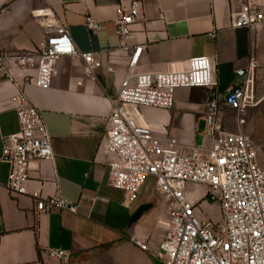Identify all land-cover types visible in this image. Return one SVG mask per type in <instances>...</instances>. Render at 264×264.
<instances>
[{
    "label": "crops",
    "instance_id": "crops-1",
    "mask_svg": "<svg viewBox=\"0 0 264 264\" xmlns=\"http://www.w3.org/2000/svg\"><path fill=\"white\" fill-rule=\"evenodd\" d=\"M134 1L140 3L141 16L123 45L115 19L121 7ZM248 2L264 9V0H0V52L38 49L46 38L41 14L52 11L68 25L77 49L93 52L102 63L94 75H88L82 59L62 57L47 88L16 72L46 122L54 151L53 160L33 164L28 191L60 196L65 207L37 214L31 195H17L7 188L10 167L0 160V264L32 263L46 248L69 251L72 264L156 260L170 217L169 203L160 194L157 199L146 196L142 187L137 199L125 205V192L110 184L111 158L101 143L111 98L130 56L135 57L141 45L145 47L135 73L182 69L188 59L207 56L215 65L214 89L178 88L171 108L139 107V117L159 138L198 145L205 131L199 130L200 124L216 102L221 132H237V112L224 102L227 91L250 79L258 103L264 99V24L252 29L232 26L234 16ZM89 15L98 23L95 29L86 25ZM17 94L15 83L0 78V158L3 137L19 130ZM247 114L244 130L256 144L252 137L259 134L256 117ZM133 236L148 241V250L137 246Z\"/></svg>",
    "mask_w": 264,
    "mask_h": 264
},
{
    "label": "built area",
    "instance_id": "built-area-1",
    "mask_svg": "<svg viewBox=\"0 0 264 264\" xmlns=\"http://www.w3.org/2000/svg\"><path fill=\"white\" fill-rule=\"evenodd\" d=\"M41 16L46 38L38 49L0 52V78L18 87L15 108L19 121V130L2 139L0 160L10 167L7 188L17 195H31L37 214L63 209L65 201L60 196L45 197L39 191H28L33 164L53 160L54 151L46 122L16 72L35 86L47 88L62 57L82 59L88 75H94L102 64L93 52L77 49L68 25L52 11ZM140 16L138 1L118 10L115 28L121 44L131 37V26ZM97 24L93 16H87V27L95 29ZM262 24L264 9L248 2L234 16L232 26L252 29ZM144 47L138 48L135 57L130 56L126 74L111 98L112 109L101 149L111 158L110 184L125 192V205L137 199L151 175L156 178L155 191L168 200L170 217L152 264H264V167L258 147L244 130L248 109L258 103L252 82L246 79L224 97V102L237 112V132H221L217 104L212 102L203 133L207 143L185 145L173 137L162 139L139 117L138 108L169 109L178 88L214 89L215 65L209 57L199 56L188 59L182 69L135 73ZM189 184L203 186V198L219 204V220L199 216V199L188 198ZM131 240L148 250V241L134 236ZM29 264H72V255L62 248H46L39 259Z\"/></svg>",
    "mask_w": 264,
    "mask_h": 264
},
{
    "label": "rangeland",
    "instance_id": "rangeland-1",
    "mask_svg": "<svg viewBox=\"0 0 264 264\" xmlns=\"http://www.w3.org/2000/svg\"><path fill=\"white\" fill-rule=\"evenodd\" d=\"M258 96L256 94L255 96V100L258 101ZM255 110V112L253 113L254 115H251L252 111ZM249 112V118L250 116H255V122H257L258 124V132L259 134H255L252 137L254 138L258 150H259V155H260V163L261 165L264 167V99L250 107L248 109ZM248 115V114H247ZM247 116H245L246 118ZM206 129V121H203L200 124L199 130L200 131H204ZM207 141V137L204 135H200V137L198 138V142L197 144H205ZM155 183H156V178L154 176H149L146 179L145 184L143 185V193L148 196V197H152L153 195L156 196V194L158 195V193H156L155 191ZM187 193H188V198L192 201H196L197 199H199V210H198V214L201 218H210L211 220H213L214 222L220 219L221 216V211H220V206L218 203H210L207 199L203 198L204 195V191L205 188L203 186L200 185H195V184H189L186 187ZM157 199V196H156Z\"/></svg>",
    "mask_w": 264,
    "mask_h": 264
}]
</instances>
